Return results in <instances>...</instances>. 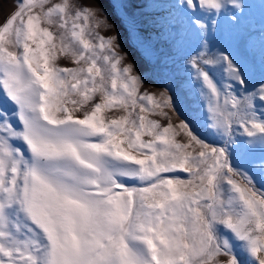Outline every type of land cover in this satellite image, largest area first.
Instances as JSON below:
<instances>
[{"label":"snow or ice","instance_id":"obj_1","mask_svg":"<svg viewBox=\"0 0 264 264\" xmlns=\"http://www.w3.org/2000/svg\"><path fill=\"white\" fill-rule=\"evenodd\" d=\"M104 2L0 0V264H264V0Z\"/></svg>","mask_w":264,"mask_h":264},{"label":"rangeland","instance_id":"obj_2","mask_svg":"<svg viewBox=\"0 0 264 264\" xmlns=\"http://www.w3.org/2000/svg\"><path fill=\"white\" fill-rule=\"evenodd\" d=\"M101 6L107 10L108 14L110 16H112L113 20L115 21V16L113 15L112 9H111L110 5L107 3V0H105V2ZM58 59H59V63L61 66H69V67L72 66L71 63L69 61H66L63 57H59ZM157 83H159V82H157Z\"/></svg>","mask_w":264,"mask_h":264}]
</instances>
